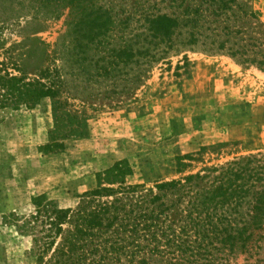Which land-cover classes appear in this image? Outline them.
<instances>
[{"label":"trees","instance_id":"1","mask_svg":"<svg viewBox=\"0 0 264 264\" xmlns=\"http://www.w3.org/2000/svg\"><path fill=\"white\" fill-rule=\"evenodd\" d=\"M37 2L69 11V61L82 58L93 90L104 98L133 94L154 68L177 56L186 60L189 52L225 55L264 72V23L253 0H139L140 18L123 10L122 35L115 33L116 7L98 0ZM79 31L81 47L71 41ZM13 65L0 56V108L31 109L52 98L49 149L88 134L86 111L61 99V93L77 95L71 70L49 69L46 80H31ZM195 160L178 157L180 177L152 188L135 181L129 162H118L74 207L60 206L48 193L33 197L26 211L7 218L39 246L27 264H264V152L198 171L190 169Z\"/></svg>","mask_w":264,"mask_h":264},{"label":"rangeland","instance_id":"2","mask_svg":"<svg viewBox=\"0 0 264 264\" xmlns=\"http://www.w3.org/2000/svg\"><path fill=\"white\" fill-rule=\"evenodd\" d=\"M98 2L106 9L116 7L117 35L124 32L128 16L123 10L141 17L139 0ZM39 4L0 0V56L31 80H46L49 69L64 75L71 70L77 95L61 93V99L68 100L70 109L86 111L88 134L68 138L64 149H49L52 98L31 109L0 108V264H27L39 255L33 236L22 235L7 219L26 211L35 196L48 193L60 206L74 207L118 162H129L135 181L152 188L180 177L181 156L194 154L190 169L198 171L264 152L261 70L225 55L189 52L186 60L181 55L154 68L133 94L104 98L93 90L82 58L69 61V11ZM252 7L264 23V0H253ZM81 31L71 39L78 47L85 45ZM259 254L264 259V247Z\"/></svg>","mask_w":264,"mask_h":264}]
</instances>
